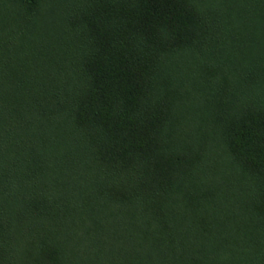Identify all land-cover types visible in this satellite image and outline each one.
Returning a JSON list of instances; mask_svg holds the SVG:
<instances>
[{
    "label": "trees",
    "instance_id": "1",
    "mask_svg": "<svg viewBox=\"0 0 264 264\" xmlns=\"http://www.w3.org/2000/svg\"><path fill=\"white\" fill-rule=\"evenodd\" d=\"M0 264H264V0H0Z\"/></svg>",
    "mask_w": 264,
    "mask_h": 264
}]
</instances>
